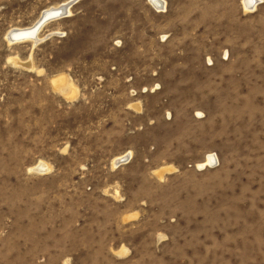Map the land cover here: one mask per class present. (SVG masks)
Instances as JSON below:
<instances>
[{"label": "rangeland", "instance_id": "rangeland-1", "mask_svg": "<svg viewBox=\"0 0 264 264\" xmlns=\"http://www.w3.org/2000/svg\"><path fill=\"white\" fill-rule=\"evenodd\" d=\"M64 1L0 0V264H264V4L76 0L7 40Z\"/></svg>", "mask_w": 264, "mask_h": 264}, {"label": "bare ground", "instance_id": "bare-ground-1", "mask_svg": "<svg viewBox=\"0 0 264 264\" xmlns=\"http://www.w3.org/2000/svg\"><path fill=\"white\" fill-rule=\"evenodd\" d=\"M155 1V6L156 8H162L165 6L166 1L163 0H154ZM70 2H72V0H65L62 3H59L57 5H53V6H48L47 8H45L42 12H40L39 16L29 25L27 26H14L11 27L9 30H7V40L12 41V43H18V42H26V41H30L33 45L38 44L39 42H42L44 38H46V36L48 35H42V29L45 25H47L49 22L54 21V20H58L61 19L63 17L66 16H70L72 13L71 10V5ZM244 6L247 8V6H249L247 9H252L254 7H256V5L258 4L257 0H243ZM162 10V9H159ZM54 32H59V31H52ZM51 34V33H50ZM55 85L57 87H59L60 85H70L68 83H66V79L64 76L59 77L55 80H53ZM70 87V86H69ZM62 90H64L62 88ZM75 89L73 88L72 84L70 87V92L67 94L68 97H73ZM199 115H202L201 112H198ZM132 154V152L129 151V153L124 152L120 155H118L115 158V165L118 163H125L129 160V156ZM214 161H216V155L214 153H209V156H207V158H205V160H203V162L199 163L200 167H206L210 164H212ZM113 163V162H112ZM217 163V162H216ZM32 170L36 171V172H41L44 173L47 170L51 169L50 164L46 163L44 160L40 161L39 163L37 162L36 165H34L33 167H31ZM50 172V171H48Z\"/></svg>", "mask_w": 264, "mask_h": 264}, {"label": "built area", "instance_id": "built-area-1", "mask_svg": "<svg viewBox=\"0 0 264 264\" xmlns=\"http://www.w3.org/2000/svg\"><path fill=\"white\" fill-rule=\"evenodd\" d=\"M149 3L155 8V1L154 0H148ZM166 6V5H165ZM165 6L163 8H165ZM156 9V8H155ZM156 10H159L158 8Z\"/></svg>", "mask_w": 264, "mask_h": 264}, {"label": "crops", "instance_id": "crops-1", "mask_svg": "<svg viewBox=\"0 0 264 264\" xmlns=\"http://www.w3.org/2000/svg\"><path fill=\"white\" fill-rule=\"evenodd\" d=\"M257 1H258L257 6H259V5H261V4H264V0H257ZM195 117H196V114H195ZM204 117H205V115H204Z\"/></svg>", "mask_w": 264, "mask_h": 264}, {"label": "water", "instance_id": "water-1", "mask_svg": "<svg viewBox=\"0 0 264 264\" xmlns=\"http://www.w3.org/2000/svg\"><path fill=\"white\" fill-rule=\"evenodd\" d=\"M76 0H72V2H70V5H72Z\"/></svg>", "mask_w": 264, "mask_h": 264}]
</instances>
